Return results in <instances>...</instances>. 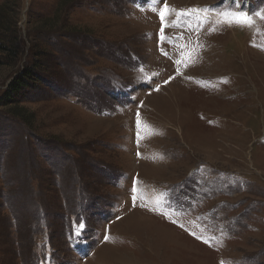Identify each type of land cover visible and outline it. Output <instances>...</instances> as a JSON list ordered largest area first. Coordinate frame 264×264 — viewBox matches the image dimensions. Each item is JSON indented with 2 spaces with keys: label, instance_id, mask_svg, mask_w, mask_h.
Masks as SVG:
<instances>
[{
  "label": "rangeland",
  "instance_id": "1",
  "mask_svg": "<svg viewBox=\"0 0 264 264\" xmlns=\"http://www.w3.org/2000/svg\"><path fill=\"white\" fill-rule=\"evenodd\" d=\"M3 34L0 264H264V0H0Z\"/></svg>",
  "mask_w": 264,
  "mask_h": 264
},
{
  "label": "trees",
  "instance_id": "2",
  "mask_svg": "<svg viewBox=\"0 0 264 264\" xmlns=\"http://www.w3.org/2000/svg\"><path fill=\"white\" fill-rule=\"evenodd\" d=\"M13 38L14 39H11L5 34L0 36V56L2 58L8 56L9 58L17 59L19 55H21V47L18 39L16 36ZM34 77H36L35 65L23 67L9 82V85L3 93V96H5L7 100H11L13 98V94H16L23 90V88L27 86L28 82L33 80Z\"/></svg>",
  "mask_w": 264,
  "mask_h": 264
},
{
  "label": "snow or ice",
  "instance_id": "3",
  "mask_svg": "<svg viewBox=\"0 0 264 264\" xmlns=\"http://www.w3.org/2000/svg\"><path fill=\"white\" fill-rule=\"evenodd\" d=\"M161 17L163 18V13H161ZM240 19H243L245 22H248L247 21V17H241ZM81 228H83V225H80ZM223 264V262H222Z\"/></svg>",
  "mask_w": 264,
  "mask_h": 264
}]
</instances>
